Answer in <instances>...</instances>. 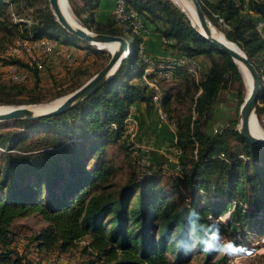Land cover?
Masks as SVG:
<instances>
[{
    "label": "trees",
    "instance_id": "trees-1",
    "mask_svg": "<svg viewBox=\"0 0 264 264\" xmlns=\"http://www.w3.org/2000/svg\"><path fill=\"white\" fill-rule=\"evenodd\" d=\"M81 1V9L72 8V14L82 26L126 41L128 35L133 36V43L127 41L131 53L111 79L71 109L56 116L16 121L15 128L0 133V264H21L19 259L12 260L16 253L9 248L10 228L15 220L36 213L47 224L38 238L40 247L57 245L66 251L89 238L86 249L102 264H188L202 250L203 264H227V255L213 261L221 237L230 238L231 252L264 238V148L252 147L240 136L238 119L214 134L206 131V120L221 90L232 88L238 110L244 101L245 88L237 66L191 26L172 0H124L146 28L167 41L164 45L168 49L198 62L207 58L210 66L198 82L188 79L182 67L168 69L169 80L179 75L187 78L183 88L195 117L192 113L175 119L169 116L167 105L174 96L163 92L160 82L164 80L157 81L160 106L176 128L170 145L181 150L179 174L175 172L177 176L169 178L165 187L161 184L162 170H153L146 163L143 170L138 166L121 187L115 188L111 182L115 168L105 149L114 143L128 148L124 121L135 108L144 112H137L140 119L154 115L156 90L142 80L146 67L142 37L110 16L105 20L116 0ZM198 1L210 23L244 51L261 75L263 99L264 59L256 57L263 54L264 41L255 27L258 20L264 21V0ZM21 2L33 6V0H0L1 31L16 27L7 24L5 11ZM37 3L42 6V15L27 28L24 25L22 40L28 44L55 43L83 50L87 59L101 58L99 52L62 28L48 0ZM67 52L63 55L60 49V57L74 73L83 65ZM69 59L71 64L67 65ZM2 61L3 67L18 66L27 81L32 77V86H38L43 67L20 60ZM154 77L147 75L150 80ZM24 83L0 87L12 96L0 100V106L44 102L34 87L28 90ZM234 142L239 150H234Z\"/></svg>",
    "mask_w": 264,
    "mask_h": 264
},
{
    "label": "rangeland",
    "instance_id": "rangeland-1",
    "mask_svg": "<svg viewBox=\"0 0 264 264\" xmlns=\"http://www.w3.org/2000/svg\"><path fill=\"white\" fill-rule=\"evenodd\" d=\"M213 1V0H211ZM70 9L76 8L78 10L82 7L81 0H68ZM32 7L28 6L25 2L17 3L10 5L6 9L7 24L16 25L15 28L9 27L7 31L0 30V64H3V61L10 60H20L24 64H40L43 69L39 73L40 80L38 86H32L34 78H29L24 84H27L31 90L34 87L35 93L42 99L44 102L39 104H45L51 101H54L58 98H62L72 92V88H75L82 82H86L90 75L94 74L107 60L110 58V53L107 50L96 49L91 47L99 52L101 55L100 59L95 58H85L78 57L74 55L76 62H82V68H78L74 73L73 70H68L65 66L66 64L61 58L60 48L52 50L49 54L43 53L41 50H30L22 51L18 56L11 55L12 48L17 45L18 42H21V34L23 33V28L26 25V28L30 26L34 18L42 15V6L37 3V0H33ZM49 7V5H48ZM111 12L108 15L107 10V19L110 20ZM76 22L82 26L79 19L74 16ZM112 18V17H111ZM85 19V15L82 14L81 20ZM84 27V26H83ZM151 30V29H150ZM90 31V30H89ZM219 31V30H218ZM93 32V31H91ZM220 32V31H219ZM95 33V32H94ZM152 33V32H151ZM222 33V32H221ZM127 41L133 43V36L128 35ZM54 46V45H53ZM142 47V45H141ZM164 49H168L164 43L162 44ZM142 55L144 56V48L142 47ZM171 49H168L169 52H173ZM65 52L68 49H64ZM68 53V52H67ZM73 56V55H72ZM150 56V55H147ZM154 60H161L157 57H153ZM68 56H66V59ZM258 60L264 59L263 54L256 57ZM87 59V60H86ZM133 58L131 57V62ZM199 63L201 66L202 75L206 72L210 66L209 60L207 58H200ZM133 74L137 75V68H134ZM30 76V75H29ZM76 77V79H74ZM190 79L189 77H187ZM183 75L177 76L172 80L161 81L160 85L162 86L163 92L169 91L171 95L174 96L170 100L169 105H167V110L170 113L169 116H172L174 119L176 116L186 117L191 114L192 105L190 104V98L185 96L184 92V82L187 80ZM192 80V79H191ZM195 82V81H194ZM13 83L11 82L8 73L0 72V87L10 86ZM60 95V97H56ZM245 95V94H244ZM262 96V92H261ZM260 96V99L256 107V116L261 125V128L264 129V98ZM30 97V96H29ZM12 96L9 97L5 91L0 90V100H10ZM237 100L234 96V91L232 88L223 89L220 91L216 103L213 104L211 114L208 117L206 131L209 134H214L223 126L229 124L230 121L238 119L240 120L239 115V106H237ZM142 109V108H141ZM135 111L134 117L137 120L138 131L134 139V144H131L129 141L128 148L120 146L119 143L109 144L106 147V156L113 162L114 166V176L111 182L115 185V188L121 187L136 171V168L143 170V167L146 163L152 166L153 170H162L161 174L163 176L161 184L162 186L168 187L170 184L169 178L177 176L176 171L173 170V165L165 161L159 162L158 151L159 149L166 150L171 145L170 139L165 140L164 142H150L147 140L144 135V132L140 129L141 123L146 124L147 126L153 124L156 128L161 127L162 123L159 121L158 115L156 116H147L146 119L140 122V117L137 114V108L133 109ZM142 113H144L142 111ZM142 113H140L142 115ZM153 113V112H152ZM168 115V114H167ZM195 117V115L192 113ZM168 116V117H169ZM156 117V118H155ZM14 122L9 123H0V133L7 130L15 128L13 126ZM168 129V128H167ZM169 130V129H168ZM169 135L170 133L168 131ZM173 136V134H172ZM167 144V145H166ZM132 146H135L132 149ZM234 150H239V145L234 142ZM141 147L147 148L150 151L146 152ZM135 151V152H134ZM152 153L154 163H149L147 161V155ZM142 162V166L138 165ZM161 166V168H159ZM141 167V168H140ZM179 174V172L177 171ZM223 221V220H221ZM46 222L41 218L40 215L31 214L27 217L17 219L13 222L10 228V238L12 243L10 249L13 250L16 254L12 255V260L19 259L21 264H102L100 260L95 259V255L89 249H86L89 243V238H84L78 242L74 247L62 251L58 248L57 245H53L49 248L40 247V240L38 238L41 235L42 230L46 227ZM221 247L217 250L214 260L219 259L227 255L228 261L227 264H264V238L258 241V239L252 240L249 246L239 250V251H228L229 237H221ZM212 244L215 242L211 241ZM194 246V245H193ZM204 251L202 250L201 254L192 256V260L188 264H203ZM202 256V257H201ZM239 257H242L239 259ZM239 259V260H238ZM236 262V263H234Z\"/></svg>",
    "mask_w": 264,
    "mask_h": 264
},
{
    "label": "water",
    "instance_id": "water-1",
    "mask_svg": "<svg viewBox=\"0 0 264 264\" xmlns=\"http://www.w3.org/2000/svg\"><path fill=\"white\" fill-rule=\"evenodd\" d=\"M189 1L194 9L196 20L200 26L201 31L196 29L188 16L180 11L187 17L190 21L191 26L206 40L214 44L220 51L226 53L232 60V62L237 66V69L242 77L244 88H248L247 97L244 95V101L240 106L239 115L240 120L238 124V133L240 136L252 147L264 148V139L259 138L250 130L251 117L256 116V107L260 99L262 87H261V75L258 73L256 68L250 63L247 55L242 51L235 43H229L216 37L213 33L215 28L206 15L204 14L200 2L198 0H187ZM173 2V1H172ZM175 4V3H174ZM49 9L54 16L55 20L62 26V28L74 36L78 40L87 44L89 47H98L105 44H117V48L114 52L110 53V58L106 65L94 74L90 79H88L79 88L72 91L70 94L58 98L54 101L45 103L46 107L43 109H35L36 104L32 105H22V106H12L9 110L0 112V123H9L22 120H35L41 117H51L61 114L78 103L82 102L84 99L89 97L102 85H104L113 75L117 72L120 65L124 60H126L130 55V46L128 42L118 36H111L106 34L94 33L87 30L85 27L81 26L77 22H70L64 16L63 11L60 7L59 0H48ZM237 62H240L245 68L248 75V82L244 80ZM55 104H52L55 102ZM51 105V106H50Z\"/></svg>",
    "mask_w": 264,
    "mask_h": 264
},
{
    "label": "built area",
    "instance_id": "built-area-1",
    "mask_svg": "<svg viewBox=\"0 0 264 264\" xmlns=\"http://www.w3.org/2000/svg\"><path fill=\"white\" fill-rule=\"evenodd\" d=\"M7 1V0H4ZM111 17L114 22H117L119 24H127L131 28V31L133 34L137 36H141L142 38L151 33V30L149 28H146L142 21L139 19L137 13L128 8L124 0H116L114 3V6L111 10ZM256 31L264 41V21L258 20L256 22ZM167 41L163 39V43H166ZM41 50L43 53H50L52 50L55 49V46H53L50 42H37L33 44H28L26 41L22 40L21 42H18L16 46L12 48L11 55L18 56L22 51H30V50ZM131 52V48H130ZM68 59V58H67ZM143 60L145 61L146 67L144 70V75L142 76L143 83H145L150 88H154L156 90L155 95L152 98V103L154 110L156 114L158 115L159 121L161 123L166 124L172 133L175 135V125L172 123V121L168 118V115L163 111V109L160 106V99H161V93L158 89L157 81L164 80L167 81L170 78V71L168 69H173L175 67H182L185 69L188 77L192 79L195 82H198L201 76V66L200 63L192 58L187 57L184 54L175 53L173 57L167 59V60H158L167 62L169 65L166 67L161 62H156V59L144 55ZM71 61L70 59L67 61V65H70ZM38 69H41V65L36 63L35 64ZM0 72L8 73L9 78L13 84H21L27 80V75L22 73L20 71V68L16 65H10V66H1L0 65ZM155 74L154 79L150 80L147 78L148 74ZM125 131L124 135L128 137V140L131 144H134V139L137 135L138 131V124L137 120L133 115V112L130 113L125 121ZM135 146H132V149H134ZM140 149H144L146 152H149L150 150L144 147H141ZM166 151L172 152L174 155V162L177 167V171L179 172V166H178V157L181 154V150L175 146H170L166 149ZM135 152V151H134ZM142 166V162L138 164ZM141 168V167H140ZM242 257H239V259ZM238 259V260H239ZM236 263V262H234Z\"/></svg>",
    "mask_w": 264,
    "mask_h": 264
},
{
    "label": "crops",
    "instance_id": "crops-1",
    "mask_svg": "<svg viewBox=\"0 0 264 264\" xmlns=\"http://www.w3.org/2000/svg\"><path fill=\"white\" fill-rule=\"evenodd\" d=\"M112 8H111V10H112ZM111 10L108 11V15L111 12ZM96 12H99V11L97 10ZM142 39H143L142 47L144 48V54L145 55L157 57L161 60H167V59L173 57L175 54L174 51L168 53V49H164L162 47L163 39L156 33H149V34L145 35ZM52 44L55 46L56 50L59 48L63 49V50L67 49L66 47H63V46L61 47L60 45H57L55 43H52ZM142 47H141V51L143 50ZM68 52L70 54H72L73 56L76 55L78 57H84V55H85L84 51L80 50V49L76 50V49L68 48ZM137 112L142 113V109L138 108ZM154 112H155V110H154ZM138 113L136 115H138ZM155 114H156V112H155ZM133 115H135V111H133ZM154 115H152V116H154ZM144 119H146L145 116L143 119L142 118L140 119V122H142V120H144ZM167 128L169 129V127L164 123H162V126L158 127V128H156V126L153 124H150L147 126V123L146 124L141 123V127H140L142 132H144V135L146 136L145 138L147 140H149L150 142L158 140L156 142H161V143L164 142L165 140H168V139H170V141L175 140L174 133H172L171 130L170 129L168 130ZM168 131L170 133H172L173 136H172V134L169 135ZM159 150H160V151H158V155H159L158 159L160 160L159 162L165 161L167 163H170V165H173V167H172L173 170H175L177 172V167H176L175 162H174L173 153L166 151L162 148ZM153 156L154 155H152V153L147 155V161L151 164L155 162L154 160H152ZM156 158L157 157H153V159H156Z\"/></svg>",
    "mask_w": 264,
    "mask_h": 264
},
{
    "label": "bare ground",
    "instance_id": "bare-ground-1",
    "mask_svg": "<svg viewBox=\"0 0 264 264\" xmlns=\"http://www.w3.org/2000/svg\"><path fill=\"white\" fill-rule=\"evenodd\" d=\"M173 3H175V5H177L184 14H186L188 16V18L190 19L192 25L198 29L199 31H201L200 26L196 20V16L194 13V9L192 4L187 1V0H172ZM60 3V7L63 11L64 16L68 19V21L70 22H76L74 15L72 14V11L70 9L69 6V2L68 0H59ZM213 33L216 37H220V39L227 41L229 43H232L230 41H228L225 36L219 32L216 28L213 29ZM234 43H232L233 45ZM99 49H103V50H107L109 53H112L116 50L117 48V44H105V45H101L98 47ZM238 68L244 78V80L246 81V83L248 82V75L247 72L245 70V68L243 67V65L240 62H237ZM248 94V88L246 87V91H245V97H247ZM55 102H53L52 104H55ZM46 104H36L34 107L35 109H43L45 108ZM51 106V105H50ZM12 106H0V112L9 110ZM250 130L252 131L253 134H255L256 136H258L259 138H263L264 139V129L261 128V125L257 119V116H252L251 117V122H250Z\"/></svg>",
    "mask_w": 264,
    "mask_h": 264
}]
</instances>
